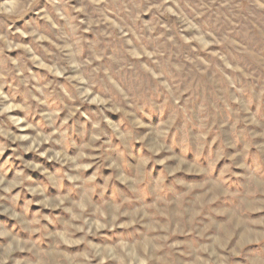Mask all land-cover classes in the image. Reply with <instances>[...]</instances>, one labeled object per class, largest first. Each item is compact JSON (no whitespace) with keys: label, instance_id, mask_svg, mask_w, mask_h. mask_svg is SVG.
I'll use <instances>...</instances> for the list:
<instances>
[{"label":"rangeland","instance_id":"obj_1","mask_svg":"<svg viewBox=\"0 0 264 264\" xmlns=\"http://www.w3.org/2000/svg\"><path fill=\"white\" fill-rule=\"evenodd\" d=\"M0 264H264V0H0Z\"/></svg>","mask_w":264,"mask_h":264}]
</instances>
